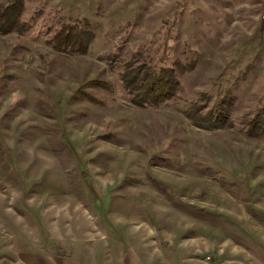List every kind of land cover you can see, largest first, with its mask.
I'll list each match as a JSON object with an SVG mask.
<instances>
[{"label": "rangeland", "instance_id": "374dc122", "mask_svg": "<svg viewBox=\"0 0 264 264\" xmlns=\"http://www.w3.org/2000/svg\"><path fill=\"white\" fill-rule=\"evenodd\" d=\"M18 1L30 29L0 33V264H264V131L247 135L264 0ZM68 18L91 23L84 55L47 43ZM143 61L179 78L159 107L123 87Z\"/></svg>", "mask_w": 264, "mask_h": 264}, {"label": "trees", "instance_id": "16d2710c", "mask_svg": "<svg viewBox=\"0 0 264 264\" xmlns=\"http://www.w3.org/2000/svg\"><path fill=\"white\" fill-rule=\"evenodd\" d=\"M30 22L22 17V4L18 0H9L0 4V33H25ZM94 39V30L87 18H68L48 38L47 43L58 52L71 55H84ZM155 62V61H154ZM124 89L131 94V101L141 107H159L171 100L180 85L175 69L171 65L159 62L143 61L140 64L128 63L121 73ZM93 86L108 88L109 83L97 79L90 81ZM90 101L96 99L83 93ZM230 103L228 102L227 105ZM219 120L223 112L218 110ZM264 131V113H257L250 121L247 135L257 137Z\"/></svg>", "mask_w": 264, "mask_h": 264}]
</instances>
